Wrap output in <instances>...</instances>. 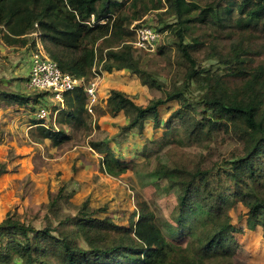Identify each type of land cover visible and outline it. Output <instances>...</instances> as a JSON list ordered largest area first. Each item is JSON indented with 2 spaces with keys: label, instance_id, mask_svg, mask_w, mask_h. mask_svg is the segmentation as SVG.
Listing matches in <instances>:
<instances>
[{
  "label": "trees",
  "instance_id": "16d2710c",
  "mask_svg": "<svg viewBox=\"0 0 264 264\" xmlns=\"http://www.w3.org/2000/svg\"><path fill=\"white\" fill-rule=\"evenodd\" d=\"M149 14L160 24L153 29L171 37L169 47L155 50L167 83L146 65L153 52L134 45L132 26H144ZM35 34L64 74L88 81L94 73H127L159 94L142 105L109 90L107 112L125 119L119 133L142 138L147 125L163 128L161 144L173 140L199 154L191 162L156 157L151 166L144 146L135 151L144 159L140 166L111 150L110 138L91 143L102 173L134 171L157 197L173 195L167 219H157L139 198L127 225L95 215L88 200L72 215L64 209L72 207L73 193L61 188L44 206L43 228L11 214L0 221V244L6 236L19 238L9 246L17 251L12 264H46L48 250V264H156L176 246L188 264H237L236 245L250 249L256 232L264 240V0H0V45L30 51ZM37 92L0 89V100L27 106L49 96ZM63 101L64 108H53L56 129L30 121L37 142L59 147L72 131L87 129L83 87L65 92ZM172 103L177 107L162 120L160 109ZM5 171L0 165V175ZM234 206L242 208V221L232 219Z\"/></svg>",
  "mask_w": 264,
  "mask_h": 264
},
{
  "label": "rangeland",
  "instance_id": "374dc122",
  "mask_svg": "<svg viewBox=\"0 0 264 264\" xmlns=\"http://www.w3.org/2000/svg\"><path fill=\"white\" fill-rule=\"evenodd\" d=\"M144 21L143 25L154 29L160 26L156 14L147 15ZM159 34L157 45L169 47L171 37L166 33ZM18 50L0 45V89L32 96L38 92L26 85L27 74L21 61L23 56L24 60L26 59L29 51ZM156 51L149 53L146 65L167 83L168 69ZM99 77L98 102L94 107V115H88L87 129L72 131L70 140L59 147H52L48 141L37 142L30 122L36 119V109L45 106L48 111L46 124L50 126L51 122L56 129V115L53 112V108L57 106L56 102L47 96L35 105H32L31 100L27 106H9L4 100H0V165L6 169L0 175V221L7 214H11L37 229L43 228L46 216L44 206L49 197L61 188L64 193H73L70 198L72 207L64 209L72 215L88 200L89 209L94 210L95 215L108 216L116 224L127 225L136 211V201L139 198V201L148 203L157 219H167L175 203L174 196L157 197L151 187H142L138 181L139 174L134 171L118 177L102 173L101 156L91 143L98 144L105 137L106 140L110 138L111 150L121 159L140 166H144V159L140 155L136 156L135 151L144 146L151 153V166L155 164L156 157L158 161H166L170 157L183 156L186 161L191 162L197 158L199 151L173 140L161 144L163 128L154 130L151 125H147L142 138L119 133L125 119L122 114L112 116L107 112L104 100L109 90L123 91L137 104L142 105L159 94L143 87L136 77L127 73H101ZM176 107V104L172 103L161 108L162 120H166ZM114 140L119 143L118 146ZM230 214L237 222L244 218V212L239 206L232 207ZM53 225L55 226L54 222ZM253 237L251 241L254 244L246 245L250 249L244 250L241 245L234 247L237 264H264V240L258 232L254 233ZM16 239L19 238L6 236L0 244V264L16 263L17 251L9 247L11 241ZM80 245L83 243L80 242ZM52 254V250H48L43 260L46 264L51 261ZM187 262L186 252L176 246L174 251L168 253L167 261L156 264H188Z\"/></svg>",
  "mask_w": 264,
  "mask_h": 264
},
{
  "label": "built area",
  "instance_id": "2783aa9c",
  "mask_svg": "<svg viewBox=\"0 0 264 264\" xmlns=\"http://www.w3.org/2000/svg\"><path fill=\"white\" fill-rule=\"evenodd\" d=\"M132 29L135 34V47L147 52L156 50L160 38V34L157 31L145 25L137 27L133 25ZM34 36L36 38V46L30 51L28 88L49 92L48 98L56 102V111H58L64 108V93L73 90L75 87L82 86L86 99L85 107L87 113L93 116L94 107L98 102V84L101 74L94 73L90 80L85 81L62 73L56 62L47 56L38 36L36 34ZM47 117V109L45 106H40L36 112V118L45 120Z\"/></svg>",
  "mask_w": 264,
  "mask_h": 264
},
{
  "label": "crops",
  "instance_id": "0c3cea01",
  "mask_svg": "<svg viewBox=\"0 0 264 264\" xmlns=\"http://www.w3.org/2000/svg\"><path fill=\"white\" fill-rule=\"evenodd\" d=\"M19 50H21L23 52L26 49L25 48H21ZM21 51H20V53H22ZM23 57H22V60L21 61H22L23 67H24V71H25V73L27 74V77H28L29 67H30V51L28 52V55L26 56V59L25 60H24ZM26 85H27V83H26Z\"/></svg>",
  "mask_w": 264,
  "mask_h": 264
}]
</instances>
